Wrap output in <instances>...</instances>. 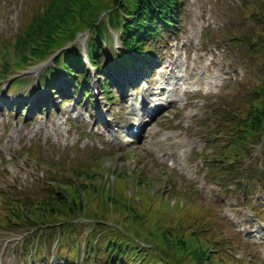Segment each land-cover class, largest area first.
<instances>
[{
	"label": "rangeland",
	"instance_id": "1",
	"mask_svg": "<svg viewBox=\"0 0 264 264\" xmlns=\"http://www.w3.org/2000/svg\"><path fill=\"white\" fill-rule=\"evenodd\" d=\"M244 1L182 0L180 26L171 27L168 33L153 37L147 44V48L150 47L149 50L162 59L155 62L159 67L158 73L145 76L143 85L125 89L128 94L124 99L120 89L114 87L110 93L112 101L108 98L110 95L100 93L108 117L113 123H120L119 126L131 122L129 103L138 95L147 97L148 101L157 94L159 99L166 94L172 97L174 102L148 122L137 142L134 139L129 144L108 142L106 130L98 127L99 109H93V97L78 103H75L78 94L73 101L64 99L61 108L57 106L58 110L51 111L49 116L44 110L36 118H26L32 110L30 104L28 113H17L12 108L10 113H4L1 105L5 101L11 106L18 102L20 96L28 100L38 97L40 79L48 76L52 61L32 68L33 73L26 75L29 81L23 86L11 84L8 92L5 90L7 80L1 79L0 192L39 193L42 188L40 179L48 176L50 165L59 164L62 168L67 165L86 166L93 164L97 157L102 158L99 162L104 169L102 172L108 174L109 179L111 175L116 180V194L125 198L131 188L138 203L143 201L146 193L154 195L158 189L161 193L169 192V178L178 183L184 178L187 185L195 186V195L190 197V201L215 210L217 218H223L224 234L232 239V247H227L226 251L231 250L236 255L227 256L225 262L264 264V218L259 216L262 212H258L259 215L256 212L264 211V142L249 141L245 158L237 165H230L227 173L212 175L206 166L211 164L208 158L216 159L221 148L216 137L219 122L225 120L229 123V116L247 109L248 93L257 83L255 68L245 50L231 42L233 34L249 27L248 22L242 19ZM23 13H27V3L24 6L23 0H0V38H8L16 32L23 23ZM102 18L106 21L108 17L103 15ZM120 34L119 29L110 30L109 39L104 44L106 55L100 57L102 63L115 59ZM89 37V30L81 32L72 45L77 47L81 56L87 55ZM142 72L149 70L142 68ZM115 73L111 70V74ZM9 74L17 75V72L11 70ZM174 74L181 79H173ZM75 77L79 78L78 75ZM161 78L158 86H165V90L155 84L154 79ZM99 80L102 79L96 73L88 77V82L96 86H99ZM166 80L172 83L165 84ZM32 91L36 96L29 93ZM52 93L44 100L58 98ZM55 101L59 103L58 99ZM75 105L77 108L68 113ZM75 115L78 117L76 120L73 119ZM85 116L88 118L84 119ZM199 155L203 157L199 158ZM216 163L219 162H212L213 165ZM112 170L116 172L111 173ZM134 171H144L154 177H149L142 187H138L126 176L128 173L134 176ZM132 196L128 195L127 199L133 200ZM178 201L181 205L188 203L185 197ZM165 203H169L167 198L161 197L157 207L165 206ZM167 213L177 221L182 212ZM116 218L120 219V214H116ZM129 222L122 220L121 224L127 226ZM27 229L0 228V264H36L35 256L40 254L48 261L55 255L52 264H65L50 228L38 250L34 249L33 242L38 240L39 233L27 236ZM93 229H97L95 222L83 221L77 223L75 230L85 237ZM81 259L83 256L78 262L82 263Z\"/></svg>",
	"mask_w": 264,
	"mask_h": 264
},
{
	"label": "trees",
	"instance_id": "2",
	"mask_svg": "<svg viewBox=\"0 0 264 264\" xmlns=\"http://www.w3.org/2000/svg\"><path fill=\"white\" fill-rule=\"evenodd\" d=\"M244 2L242 19L249 27L233 34L231 42L245 50L255 68L257 83L248 93L247 109L229 116V123L221 120L217 126L216 137L221 146L217 159L220 162L213 170L222 173L245 158L249 141H264V0ZM181 5L182 0H40L36 8L32 7L30 18L20 30L9 40L0 41V78L11 69H23L46 59L58 49L61 52L56 65L67 77L78 72L85 74L83 60L76 48H63L87 30L90 31L92 62L105 78L108 63L101 64L100 57L101 52H105L102 42L110 27L122 31L125 49L114 60L116 68L122 71L127 63L145 61L143 57L150 55L146 49L149 40L159 38L169 27L179 26ZM102 10L109 11L107 22L99 21ZM50 74L53 83L57 76L54 67ZM103 89L109 92L106 82ZM50 166L48 176L40 181L39 193L0 192L1 228L27 227L28 234L38 232L40 237L50 228L61 243L62 253L70 246L73 248L74 252L68 251V263L71 264L77 257V223L86 220L95 222L97 227L87 238L91 263L235 264L225 262L228 255L222 246L230 245L232 239L223 233L224 222L217 218L215 210L190 201L195 195V186L187 185V180L178 183L169 178V194L177 198L165 203L167 207H157L159 198L164 197L160 192L146 193L139 203L134 195L133 200H128L127 195L125 198L118 196L114 190L116 180L112 181L102 172L100 163L85 167ZM133 174L126 176L138 187L152 177L144 171ZM180 197H185L188 203L181 205ZM167 212L182 213L174 221ZM116 214H120V219ZM122 220L130 222L125 226L121 224ZM96 235L99 240L92 238Z\"/></svg>",
	"mask_w": 264,
	"mask_h": 264
}]
</instances>
